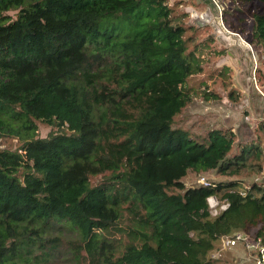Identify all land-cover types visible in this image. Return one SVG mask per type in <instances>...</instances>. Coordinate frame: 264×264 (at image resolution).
Here are the masks:
<instances>
[{
	"label": "trees",
	"instance_id": "trees-1",
	"mask_svg": "<svg viewBox=\"0 0 264 264\" xmlns=\"http://www.w3.org/2000/svg\"><path fill=\"white\" fill-rule=\"evenodd\" d=\"M239 2L264 66V0ZM172 15L165 0H0V141L18 143L0 148V264H49L69 232L74 264H212L214 242L257 224L264 243V189L181 182L251 151L227 160L234 134L172 127L201 71ZM209 196L228 208L211 217Z\"/></svg>",
	"mask_w": 264,
	"mask_h": 264
},
{
	"label": "rangeland",
	"instance_id": "rangeland-1",
	"mask_svg": "<svg viewBox=\"0 0 264 264\" xmlns=\"http://www.w3.org/2000/svg\"><path fill=\"white\" fill-rule=\"evenodd\" d=\"M230 1L233 0L221 2L223 11L219 3V10L214 8L220 18L217 21L212 9L204 2L165 0V4L172 9L171 24L184 25L186 31L183 39L187 40V50L192 52L201 69L187 79L185 89L191 93L190 100L173 117L172 127L187 131L191 138L201 142L211 129L234 134V144L227 160L236 156L241 148L251 151L240 167H229L228 174L217 171L188 172L181 179L184 188L197 187L199 179L203 178L214 184L233 183L237 186L236 190L246 193L253 185L257 189H264V133L260 129L264 123V66L260 48L249 44L251 19L244 15L247 8L240 7L239 0L231 5ZM249 4L251 11L259 9L255 1ZM16 11L11 9L4 12L1 19L13 18ZM221 12L224 14L221 15ZM55 131L37 124L36 135L45 138ZM17 146L15 140L0 141V148L15 150ZM253 147L260 150L259 155ZM230 170L233 172L229 173ZM99 180L100 176L90 178L92 184ZM252 195L258 197L260 194L252 191ZM257 229L258 224L247 226L239 232L252 236ZM114 234L122 245L124 239ZM68 235L62 238V244L49 264H74L69 259L72 248L69 245L74 241V233L69 232ZM219 239L214 242L215 247L210 253L212 264H253L251 255L241 243L222 251ZM82 263L87 264V260H81L79 264Z\"/></svg>",
	"mask_w": 264,
	"mask_h": 264
},
{
	"label": "built area",
	"instance_id": "built-area-1",
	"mask_svg": "<svg viewBox=\"0 0 264 264\" xmlns=\"http://www.w3.org/2000/svg\"><path fill=\"white\" fill-rule=\"evenodd\" d=\"M199 185L209 187L210 183L200 178ZM239 190L237 192L242 196L244 192ZM205 201L207 212L211 217H215L218 212L225 211L228 208V202L225 199L220 201L216 196H209ZM219 242L220 250L222 251L233 248L237 243H241L251 255L253 264H264V243L261 242L260 237L248 236L243 232H233L230 235L221 236ZM209 257L211 258L212 255L210 254Z\"/></svg>",
	"mask_w": 264,
	"mask_h": 264
},
{
	"label": "water",
	"instance_id": "water-1",
	"mask_svg": "<svg viewBox=\"0 0 264 264\" xmlns=\"http://www.w3.org/2000/svg\"><path fill=\"white\" fill-rule=\"evenodd\" d=\"M196 2H204V3H206L208 5V7L212 9V11L214 13V16L217 19V21L220 20L219 16H217L218 15L217 14V11L214 10V8H216L217 10H219V8H218L219 1L218 0H196ZM244 46L247 47V45H244Z\"/></svg>",
	"mask_w": 264,
	"mask_h": 264
},
{
	"label": "crops",
	"instance_id": "crops-1",
	"mask_svg": "<svg viewBox=\"0 0 264 264\" xmlns=\"http://www.w3.org/2000/svg\"><path fill=\"white\" fill-rule=\"evenodd\" d=\"M219 2H223V0H219ZM229 31L231 32V30H228L227 32H229ZM260 106H261V104H260ZM261 111H263V107L262 106H261Z\"/></svg>",
	"mask_w": 264,
	"mask_h": 264
}]
</instances>
